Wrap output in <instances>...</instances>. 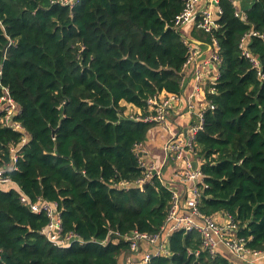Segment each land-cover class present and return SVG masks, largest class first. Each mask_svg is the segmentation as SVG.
<instances>
[{"label": "trees", "instance_id": "trees-1", "mask_svg": "<svg viewBox=\"0 0 264 264\" xmlns=\"http://www.w3.org/2000/svg\"><path fill=\"white\" fill-rule=\"evenodd\" d=\"M220 6V28L212 34L193 28L191 39L187 28H174L183 0H0L1 84L29 137L5 176L31 202L58 203L63 234L84 242L53 246L40 234L49 219L24 206L16 187L3 186L0 264H122L128 243L99 242L112 232L160 230L172 197L164 183L117 187L144 177L136 147L156 127L126 115L127 106L145 118L153 113L151 98L181 95L190 57L185 40L210 48L213 38L222 63L196 140L208 186L200 210L231 216L247 247L264 251V79L240 49L247 33L261 35L248 48L264 76V0L240 9L246 20L230 0ZM1 118L0 170L24 136ZM200 245L199 235L176 233L172 256L152 264H233L224 255H194Z\"/></svg>", "mask_w": 264, "mask_h": 264}, {"label": "built area", "instance_id": "built-area-1", "mask_svg": "<svg viewBox=\"0 0 264 264\" xmlns=\"http://www.w3.org/2000/svg\"><path fill=\"white\" fill-rule=\"evenodd\" d=\"M72 2L75 0H71ZM184 10L177 16L174 28L183 30L185 28H197L207 34H212L220 28L219 20L223 14L220 0H183ZM238 8L236 16L246 20V14L239 9L237 0H230ZM261 37L259 33L249 32L241 40L240 49L258 74L264 79L261 73V63L249 51V44L252 37ZM190 50V57L185 64L184 72L196 58L193 41L185 40ZM208 48V47H207ZM209 56L206 61L200 63L195 72V84L192 98H197L204 93V87L210 85L209 92L214 93L220 75L221 58L218 54L219 44L213 38V47L208 48ZM204 67V68H201ZM210 68V69H209ZM214 72L215 75L207 83L208 75ZM2 70L0 69V78ZM181 102L180 95L161 93L148 101L151 115L137 120L145 123H152L158 127H165L169 130L168 123L171 113L178 103ZM207 108H212L207 102L206 108L202 109L196 118L188 125L185 132L172 135L164 145L165 159L162 165L158 166L154 160L149 159L148 151L144 144L136 147L139 157V164L144 170V177L135 183L122 181L117 184L121 189L138 188L143 190L144 186L157 178L164 183L165 187L172 193L166 219L160 230L155 234L143 233L137 230L121 235L117 232L111 233V238L99 242L106 246L108 243H119L124 241L129 244L130 251L122 258V264H152L155 258L171 257L169 248L170 238L176 233L197 234L201 238L200 249L194 252L199 256L201 252L207 253L216 258L221 248L227 249L234 257L241 261L254 264L264 258V251H252L247 247V240L239 235V228L235 220L226 214L220 213L214 217L205 216L201 210V201L204 191L208 188L205 183V175L201 171L202 160L198 156L196 140L199 133L204 129V113ZM21 113L16 102L10 95L9 89L1 84L0 80V115L3 127L24 134L19 147L11 149V163L0 170V188L8 186L12 188L14 183L8 176L7 171L16 169L19 153L28 143V135L19 122L15 120ZM194 162L198 163L197 169ZM167 173H169L167 175ZM17 188V187H16ZM21 203L28 207L35 215H45L49 219L48 225L40 231V234L55 247L66 249L74 243L84 244L81 238L75 234H63L62 210L58 203L49 202L40 198L36 203L31 202L19 188ZM192 253V252H190Z\"/></svg>", "mask_w": 264, "mask_h": 264}, {"label": "crops", "instance_id": "crops-1", "mask_svg": "<svg viewBox=\"0 0 264 264\" xmlns=\"http://www.w3.org/2000/svg\"><path fill=\"white\" fill-rule=\"evenodd\" d=\"M239 9L242 7L250 6L252 0H237ZM191 28L185 30V34L188 38L191 36ZM194 50L196 52V58L193 63L187 68L183 74L184 78V87L183 93L180 95L181 102L178 103L170 115L168 128L158 127L153 129L147 138L146 143L144 144L146 150L148 151L149 159L154 160L158 166L162 165L165 159L164 145L172 135L180 134L185 132L188 128V125L196 118V115L207 106V90L210 89V85L204 87V93L197 98H192V93L194 90L195 84V72L200 63H203L207 60L209 56V50L207 47L201 45L200 43L193 41ZM204 68V67H201ZM210 69V68H209ZM215 75L214 72H211L207 79L209 80ZM134 110L137 108L128 105ZM138 111V110H137ZM160 162V165H159ZM169 173H167L168 175ZM220 253L227 257L233 264H249L247 262L241 261L238 257H234L227 249L221 248ZM254 264H264V258L259 259Z\"/></svg>", "mask_w": 264, "mask_h": 264}, {"label": "rangeland", "instance_id": "rangeland-1", "mask_svg": "<svg viewBox=\"0 0 264 264\" xmlns=\"http://www.w3.org/2000/svg\"><path fill=\"white\" fill-rule=\"evenodd\" d=\"M186 29V28H185ZM138 110V109H137ZM134 110L132 109L131 107L129 108V106H127V111H126V115H132L133 117H138L139 114L141 113L139 110ZM155 128H158V126H156ZM153 128V129H155ZM159 165H160V162H159Z\"/></svg>", "mask_w": 264, "mask_h": 264}, {"label": "water", "instance_id": "water-1", "mask_svg": "<svg viewBox=\"0 0 264 264\" xmlns=\"http://www.w3.org/2000/svg\"><path fill=\"white\" fill-rule=\"evenodd\" d=\"M0 80H1V78H0ZM193 166H194L195 169H197L198 163L197 162H194V165Z\"/></svg>", "mask_w": 264, "mask_h": 264}]
</instances>
